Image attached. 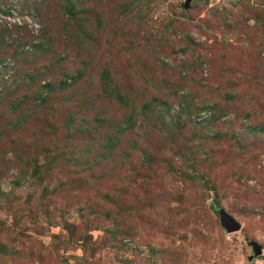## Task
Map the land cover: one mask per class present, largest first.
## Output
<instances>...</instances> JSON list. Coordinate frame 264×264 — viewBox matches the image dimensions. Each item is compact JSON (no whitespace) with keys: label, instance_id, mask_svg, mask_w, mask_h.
Instances as JSON below:
<instances>
[{"label":"rangeland","instance_id":"374dc122","mask_svg":"<svg viewBox=\"0 0 264 264\" xmlns=\"http://www.w3.org/2000/svg\"><path fill=\"white\" fill-rule=\"evenodd\" d=\"M0 264H264V0H0Z\"/></svg>","mask_w":264,"mask_h":264},{"label":"water","instance_id":"95a60500","mask_svg":"<svg viewBox=\"0 0 264 264\" xmlns=\"http://www.w3.org/2000/svg\"><path fill=\"white\" fill-rule=\"evenodd\" d=\"M190 1L193 0H184V6H187ZM222 227L226 230L227 233H233L235 231H238L239 226L236 224V222L227 214L221 213V219H220ZM260 250L258 248L255 249V253L259 254Z\"/></svg>","mask_w":264,"mask_h":264},{"label":"trees","instance_id":"16d2710c","mask_svg":"<svg viewBox=\"0 0 264 264\" xmlns=\"http://www.w3.org/2000/svg\"><path fill=\"white\" fill-rule=\"evenodd\" d=\"M192 53H194V52H192ZM193 56H194V58H198V57H199V55H198V54H193ZM42 95H44V96H45V93H42Z\"/></svg>","mask_w":264,"mask_h":264}]
</instances>
